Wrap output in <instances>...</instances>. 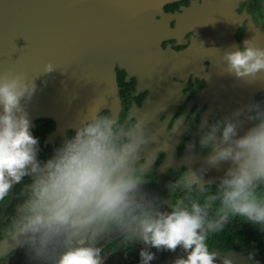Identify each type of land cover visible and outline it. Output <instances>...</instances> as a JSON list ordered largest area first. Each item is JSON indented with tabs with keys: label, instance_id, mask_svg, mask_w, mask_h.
I'll return each instance as SVG.
<instances>
[{
	"label": "clouds",
	"instance_id": "clouds-1",
	"mask_svg": "<svg viewBox=\"0 0 264 264\" xmlns=\"http://www.w3.org/2000/svg\"><path fill=\"white\" fill-rule=\"evenodd\" d=\"M223 72L241 82H264V46L253 39L223 51ZM55 65L48 61L43 73ZM36 77L0 71V244L10 256L22 247L33 264H103L113 233L143 244L140 264L155 258L151 247L184 255L173 264H235L229 250L210 247L231 218L264 232V99L228 115L213 111L189 127L191 153L204 164L184 167L169 182L173 199L162 210L148 191L145 167L157 137L147 113L91 107L45 158L39 156L27 103ZM253 123L242 133L245 122ZM227 162L217 182L203 181L209 167ZM255 250H249V257ZM2 258V257H0Z\"/></svg>",
	"mask_w": 264,
	"mask_h": 264
},
{
	"label": "flooded vegetation",
	"instance_id": "flooded-vegetation-1",
	"mask_svg": "<svg viewBox=\"0 0 264 264\" xmlns=\"http://www.w3.org/2000/svg\"><path fill=\"white\" fill-rule=\"evenodd\" d=\"M149 27V28H147ZM144 44L139 53H130L114 65L117 84L116 100L106 107L113 112L135 110L147 113L157 137L156 144L148 152L145 167L150 179L144 187L159 197L162 210H170L173 195L169 182L184 167L193 169L204 164L203 153H191L189 143L200 117L218 112L228 115L250 101L249 95L235 93L229 74L220 72L218 80L225 92L213 85V62L223 57V51L242 45L245 39H253L257 45L264 43V0H168L157 8L152 20L146 25ZM135 50V51H137ZM223 63L225 64L224 60ZM116 93H113L115 98ZM231 99H238L234 102ZM264 99V89L254 95L253 101ZM252 101V102H253ZM253 122L247 121L239 129L242 133ZM73 124H59L54 119L41 117L34 120L32 133L38 138L39 156L51 154L60 140L64 139ZM221 164L209 167L203 181L217 182L224 174ZM237 220H229L222 232L210 237V247L222 253L225 250L245 252L255 250V257L264 253L255 240L235 238L229 231ZM240 220V218H238ZM113 233L101 243H109L103 264H136L143 244L118 239ZM12 244H0V264H33L25 250L16 246L10 256ZM160 261H173L180 250L155 247L149 249ZM184 252V251H183ZM167 263V264H169Z\"/></svg>",
	"mask_w": 264,
	"mask_h": 264
},
{
	"label": "water",
	"instance_id": "water-1",
	"mask_svg": "<svg viewBox=\"0 0 264 264\" xmlns=\"http://www.w3.org/2000/svg\"><path fill=\"white\" fill-rule=\"evenodd\" d=\"M166 1L0 0V71L11 68L36 77L37 88L26 106L32 126L41 117L74 124L89 108L108 107L114 100L118 107L114 65L127 54L140 52L146 25ZM48 61L56 67L43 73ZM224 66L222 56L213 62V90L218 85L226 90L218 80ZM228 77L235 83V93L250 96L244 102L252 103L255 93L264 89V82ZM220 164L225 171L228 163ZM184 254L180 250L179 256ZM230 254L235 264H264V253ZM170 260L157 258L150 264Z\"/></svg>",
	"mask_w": 264,
	"mask_h": 264
},
{
	"label": "trees",
	"instance_id": "trees-1",
	"mask_svg": "<svg viewBox=\"0 0 264 264\" xmlns=\"http://www.w3.org/2000/svg\"><path fill=\"white\" fill-rule=\"evenodd\" d=\"M229 231L231 232V235L237 239L244 238L249 241L255 240L258 246H262L263 244L264 232H260L258 228L252 224L242 221V218H240V220L237 218Z\"/></svg>",
	"mask_w": 264,
	"mask_h": 264
}]
</instances>
